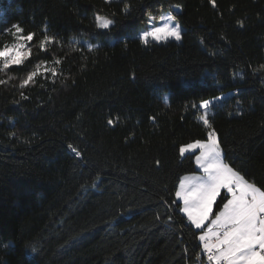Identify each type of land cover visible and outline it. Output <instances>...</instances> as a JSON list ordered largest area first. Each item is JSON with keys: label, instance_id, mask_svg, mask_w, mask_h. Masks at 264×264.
Returning <instances> with one entry per match:
<instances>
[{"label": "trees", "instance_id": "trees-1", "mask_svg": "<svg viewBox=\"0 0 264 264\" xmlns=\"http://www.w3.org/2000/svg\"><path fill=\"white\" fill-rule=\"evenodd\" d=\"M162 11L180 41L133 36ZM19 44L0 59V264H196L172 202L196 170L179 147L210 130L264 192V0H0V51Z\"/></svg>", "mask_w": 264, "mask_h": 264}, {"label": "snow or ice", "instance_id": "snow-or-ice-1", "mask_svg": "<svg viewBox=\"0 0 264 264\" xmlns=\"http://www.w3.org/2000/svg\"><path fill=\"white\" fill-rule=\"evenodd\" d=\"M210 2L214 4V0ZM95 19L97 27L101 29H109L112 24V21L100 16ZM14 27L17 33L22 31L19 26ZM149 38L156 42L169 38L179 41L180 25L176 24L173 27L165 23L163 26L144 31L139 36L144 44L149 42ZM20 39L32 41L33 34ZM44 39L49 40V37L46 36ZM23 47V44H19L15 50L5 48L0 51V57L5 58L4 68L10 64H22L28 55L20 51ZM43 47L42 41L41 48ZM91 47L89 45L90 50ZM52 71L55 72L54 69ZM38 73L39 68L29 73L21 86L33 81ZM208 105L209 102L205 101L200 107L207 109ZM201 119L204 126L211 129L207 115L201 116ZM108 123L111 125L113 121L110 119ZM207 135V141L196 140L179 147L181 156L196 149L200 150L195 160L204 175L184 177L180 181L179 190L175 193L177 200L172 203L182 202V206L177 204V207L179 212L187 217L190 226L195 229L206 228L198 239L205 252L209 253V261L215 260L217 264H264V192L254 184L248 183L239 172L223 164L216 132L210 130ZM69 148L80 156V152L72 145H69ZM222 189L226 190L231 198L226 199L222 208L213 213V206ZM213 215L215 218L211 219Z\"/></svg>", "mask_w": 264, "mask_h": 264}, {"label": "rangeland", "instance_id": "rangeland-1", "mask_svg": "<svg viewBox=\"0 0 264 264\" xmlns=\"http://www.w3.org/2000/svg\"><path fill=\"white\" fill-rule=\"evenodd\" d=\"M98 16H100V17H103V16H101V15H98ZM103 18H105V17H103ZM170 18V19H169ZM107 19V18H106ZM109 20V19H108ZM111 21V20H110ZM165 23H168L170 26H175L176 24H179L180 25V28H181V31H182V29H183V25L181 24V22L177 19V17L172 13V12H170V11H162V12H160L157 16H154V15H152V14H150V15H148V17H147V19H146V21H145V23L144 24H142L141 26H139L138 28H136L134 31H133V36H135V37H138L139 38V36L144 32V31H149V30H151L153 27H160V26H163ZM170 40H172V41H177V40H175L174 38H169L168 40H162V41H160V42H156V41H153V40H151V38H149V42H152V43H165V42H167V41H170ZM181 40V39H180ZM179 40V41H180ZM18 45H16V46H12V47H9V49H13V50H15L16 49V47H17ZM20 51L21 52H23V53H27V51H26V49L23 47L22 49H20ZM0 59H1V61L3 62V63H5V58L4 57H0ZM215 100H217V99H210V100H206V101H208L209 102V104L211 103V102H213V101H215ZM205 102V101H204ZM203 102H201L200 103V105L202 104ZM209 106V105H208ZM203 109V115H201V116H204L205 114H207L206 113V109L205 108H202ZM201 116H200V119H201ZM202 120V119H201ZM207 138H208V135H207ZM207 138L206 139H204V141H207ZM192 143V142H191ZM185 145H187V144H185ZM183 146V145H182ZM193 173L194 172H190V173H187V174H184L181 178H184V177H186V176H189V175H193ZM180 203H181V201H179ZM181 205H182V203H181ZM219 211V210H218ZM217 211V212H218ZM211 219H214L215 217H214V215L213 216H211L210 217ZM206 224H207V222H206ZM199 230H201V233H200V235L203 233V231H205L206 230V228L205 229H199Z\"/></svg>", "mask_w": 264, "mask_h": 264}, {"label": "crops", "instance_id": "crops-1", "mask_svg": "<svg viewBox=\"0 0 264 264\" xmlns=\"http://www.w3.org/2000/svg\"><path fill=\"white\" fill-rule=\"evenodd\" d=\"M189 153H193L194 154V164H195V168H196V170L194 171V173H193V175H189V176H187V177H192V176H203L204 175V173H203V170L199 167V165H197V163H196V160H195V157L197 156V155H199L200 154V150L199 149H196V150H193L192 152H189ZM186 154H188V153H186ZM221 162L223 163V164H226L224 161H223V159H222V155H221ZM227 165V164H226ZM183 178H180V181L182 180ZM179 186H180V182H179V185H178V189L177 190H179ZM224 192L225 194H227V198L226 199H230L231 197H230V195L227 193V191L226 190H224V189H222L221 190V192ZM261 191V190H260ZM262 192V191H261ZM226 202V201H225ZM182 203V202H181ZM182 206V205H181ZM222 208V207H221ZM185 216V215H184ZM186 217V216H185ZM187 218V217H186ZM206 231V230H205Z\"/></svg>", "mask_w": 264, "mask_h": 264}, {"label": "built area", "instance_id": "built-area-1", "mask_svg": "<svg viewBox=\"0 0 264 264\" xmlns=\"http://www.w3.org/2000/svg\"><path fill=\"white\" fill-rule=\"evenodd\" d=\"M208 255L209 253L205 252L203 245H202L199 254L195 258L196 264H217L215 260L209 261Z\"/></svg>", "mask_w": 264, "mask_h": 264}]
</instances>
